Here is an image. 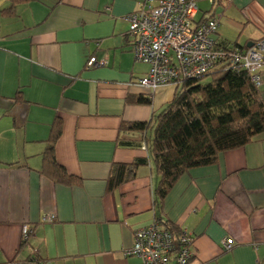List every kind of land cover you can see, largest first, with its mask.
<instances>
[{"label":"crops","instance_id":"0c3cea01","mask_svg":"<svg viewBox=\"0 0 264 264\" xmlns=\"http://www.w3.org/2000/svg\"><path fill=\"white\" fill-rule=\"evenodd\" d=\"M144 0H0V264H138L124 250L133 232L161 218L193 238L188 264H264V133L192 168L155 205L149 158L155 115L175 93L134 84L148 65L134 59L126 16ZM196 20L249 28L230 42L264 36V0H198ZM243 43V44H242ZM106 63L85 68L90 56ZM264 97V82L260 86ZM150 97L151 104L135 102ZM54 155L78 184L42 173L51 125ZM148 124H151L147 127ZM145 144L146 149L142 148ZM142 160L135 177L108 189L114 163ZM54 215L51 222L43 221ZM31 233L24 240L22 226ZM231 238L229 251L222 240Z\"/></svg>","mask_w":264,"mask_h":264},{"label":"trees","instance_id":"16d2710c","mask_svg":"<svg viewBox=\"0 0 264 264\" xmlns=\"http://www.w3.org/2000/svg\"><path fill=\"white\" fill-rule=\"evenodd\" d=\"M20 1L28 0H9L5 12L11 13ZM135 102L150 105L151 99L142 96ZM60 126V120L54 119L42 154V173L55 183L78 184L79 179L55 159L54 144ZM151 126L147 148L157 177L155 205L161 213L165 197L184 173L212 165L222 152L243 147L264 133V97L248 71L219 65L201 76L178 82L173 98L155 115ZM142 162L114 163L107 188L111 190L134 178ZM157 221L160 223L161 218ZM164 224L172 233L181 231Z\"/></svg>","mask_w":264,"mask_h":264},{"label":"built area","instance_id":"2783aa9c","mask_svg":"<svg viewBox=\"0 0 264 264\" xmlns=\"http://www.w3.org/2000/svg\"><path fill=\"white\" fill-rule=\"evenodd\" d=\"M198 0H144L139 9L125 18L131 51L136 61L148 65L147 72L134 84L153 93L166 85L207 73L219 65L235 71L245 70L260 87L264 82V36L250 47L238 48L217 37L219 19L215 16L196 20ZM106 63L104 57L90 56L85 68ZM142 148L146 149L145 144ZM54 220V215L43 218ZM26 240L31 228L22 226ZM231 238L222 240V249L229 251ZM127 257H136L138 264H188L193 257V238L186 231L172 233L154 220L133 232L132 245L124 250ZM39 264H46L40 261Z\"/></svg>","mask_w":264,"mask_h":264},{"label":"rangeland","instance_id":"374dc122","mask_svg":"<svg viewBox=\"0 0 264 264\" xmlns=\"http://www.w3.org/2000/svg\"><path fill=\"white\" fill-rule=\"evenodd\" d=\"M230 25L227 26L226 24L222 25L224 26L223 28H219V34L221 33V30L226 31V35L227 38L230 40V42H235L238 38L241 41L245 34L247 33L248 29L247 27H245L244 23H239L238 21L234 22V23H229ZM222 34V33H221ZM243 42V41H241ZM243 44V43H242ZM209 78V77H207ZM208 80V79H207Z\"/></svg>","mask_w":264,"mask_h":264},{"label":"water","instance_id":"95a60500","mask_svg":"<svg viewBox=\"0 0 264 264\" xmlns=\"http://www.w3.org/2000/svg\"><path fill=\"white\" fill-rule=\"evenodd\" d=\"M250 46H251V43L248 44V47H250Z\"/></svg>","mask_w":264,"mask_h":264}]
</instances>
